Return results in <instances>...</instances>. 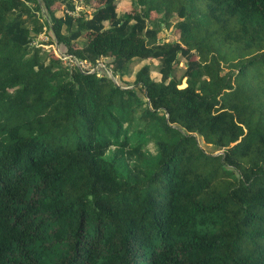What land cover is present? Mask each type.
<instances>
[{
    "label": "trees",
    "instance_id": "obj_1",
    "mask_svg": "<svg viewBox=\"0 0 264 264\" xmlns=\"http://www.w3.org/2000/svg\"><path fill=\"white\" fill-rule=\"evenodd\" d=\"M119 1L0 0V264H264V0Z\"/></svg>",
    "mask_w": 264,
    "mask_h": 264
},
{
    "label": "rangeland",
    "instance_id": "obj_2",
    "mask_svg": "<svg viewBox=\"0 0 264 264\" xmlns=\"http://www.w3.org/2000/svg\"><path fill=\"white\" fill-rule=\"evenodd\" d=\"M130 0H120L119 4L117 5V12L119 14H121V12L123 10H126L128 12L132 11V8L130 7ZM110 8V3L107 4V7L104 9ZM93 11H91L90 14H92ZM103 12V10L100 11V14ZM99 15V14H97ZM42 20L44 19L43 17H41ZM106 23V22H104ZM159 36L164 38L165 40H171V39H176L178 36V32L175 31L172 27L166 29V28H162L160 30ZM48 40L47 34H46V30L45 33L44 32H40L38 35L35 36V38L33 39V43L36 46H42L44 49H50L51 48V44H45ZM155 75V74H153ZM127 83H132V77H129L128 80H126ZM181 84H184L183 81ZM198 141L201 143V145L205 148H207L208 150H211L208 146H206L202 140L200 138H198Z\"/></svg>",
    "mask_w": 264,
    "mask_h": 264
},
{
    "label": "built area",
    "instance_id": "obj_3",
    "mask_svg": "<svg viewBox=\"0 0 264 264\" xmlns=\"http://www.w3.org/2000/svg\"><path fill=\"white\" fill-rule=\"evenodd\" d=\"M73 8L63 7L64 13L71 16H78L80 10H84L83 0H71ZM54 53L57 57H59L62 61L69 63L70 65H76L81 71L85 72H93L97 67H102L105 69V66L101 62H97L95 65H90L84 61H80L70 55H66L61 53L55 45H51Z\"/></svg>",
    "mask_w": 264,
    "mask_h": 264
}]
</instances>
